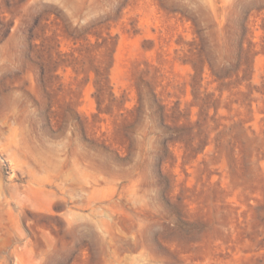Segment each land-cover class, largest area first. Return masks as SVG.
Masks as SVG:
<instances>
[{
    "label": "rangeland",
    "instance_id": "obj_1",
    "mask_svg": "<svg viewBox=\"0 0 264 264\" xmlns=\"http://www.w3.org/2000/svg\"><path fill=\"white\" fill-rule=\"evenodd\" d=\"M0 264H264V0H0Z\"/></svg>",
    "mask_w": 264,
    "mask_h": 264
},
{
    "label": "trees",
    "instance_id": "obj_2",
    "mask_svg": "<svg viewBox=\"0 0 264 264\" xmlns=\"http://www.w3.org/2000/svg\"><path fill=\"white\" fill-rule=\"evenodd\" d=\"M247 31H248L247 30V26L243 24V32H242L243 37H245L247 35ZM242 52H243V44L241 45V49L239 50V53H237L239 59L241 57ZM199 56L202 57V58L206 56V58H208V60L210 62V67L212 69L213 74L216 75V76L220 75L221 71H219V69H217L218 67H215V65H214V62H216V60H217V58L219 56V53H217V51H215L214 49H210V50H205L204 49V50H202L200 52ZM235 66L236 65L234 64L233 67H235Z\"/></svg>",
    "mask_w": 264,
    "mask_h": 264
}]
</instances>
